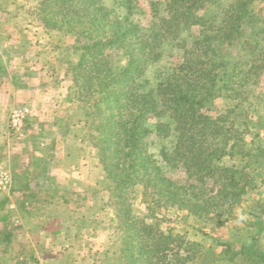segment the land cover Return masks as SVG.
<instances>
[{"label": "trees", "instance_id": "trees-1", "mask_svg": "<svg viewBox=\"0 0 264 264\" xmlns=\"http://www.w3.org/2000/svg\"><path fill=\"white\" fill-rule=\"evenodd\" d=\"M35 1L29 23L73 35L79 53L64 102L86 124L82 140L107 182L117 264H202L201 244L162 231L156 216L175 209L202 225L233 220L250 183L244 168L264 163V0H148V9L143 0ZM238 159L245 164L229 163ZM48 163L25 188L64 189ZM256 216L259 231L238 248L218 244L213 262L264 263ZM53 222L47 228L60 233ZM18 236L4 224L0 253L31 251Z\"/></svg>", "mask_w": 264, "mask_h": 264}, {"label": "rangeland", "instance_id": "rangeland-1", "mask_svg": "<svg viewBox=\"0 0 264 264\" xmlns=\"http://www.w3.org/2000/svg\"><path fill=\"white\" fill-rule=\"evenodd\" d=\"M147 1L143 0V7L146 9L149 7ZM35 3V0H0V21L16 23L17 27L11 31L12 35L36 42L33 48L27 47L31 58L33 53L38 56L29 61L28 65L32 71H40L45 82L49 83L40 85L36 82L34 86L37 89L31 95H16L8 110L5 129L8 142L6 147L0 145L3 152L0 171L8 172L10 183L6 189L0 190V228L4 224L10 227L21 238L19 241H29L33 237L38 241L43 240L44 243L34 254L29 251L25 255L13 257L10 253H0V264H38L35 256L42 254L48 257L57 254V264H64L65 261L68 264H117L111 247L112 238L106 229V222L113 216L114 211L112 207L103 206V201L108 198V190L105 188L107 182L104 175L98 172L92 149L82 140L86 136V124L83 121L79 123L76 109L71 111L64 102L67 90L72 85L65 75L66 69L79 58L78 51L70 47L74 37L57 31L49 34L35 20L29 23L26 11L35 6ZM113 6L115 9L118 7L114 3ZM13 12L17 15L14 16ZM164 64L165 60L162 61V65ZM262 89L264 79L257 90ZM60 100L63 105L58 107ZM16 108L27 109L22 130L19 132L12 130L10 126L11 112ZM69 114L72 115L71 122L76 123L75 125L70 124ZM53 140L54 155L51 153L52 158L47 157L50 159L48 175L64 187L54 196L52 190L46 189L38 193L37 190L25 188L28 180L33 178V173H29L27 168L37 169L43 161L29 155L33 143L37 142L40 145L37 149L42 152L52 147ZM170 141L172 137L169 138L168 142ZM258 142L264 146V142ZM263 157L259 159L264 160ZM244 161L230 160L229 163L242 166ZM261 165L255 163L244 168L250 183L235 219L214 227L199 224L188 219L184 212L170 209L156 216L160 220L161 230H171L186 240L199 242L203 252L208 254L202 264H235L223 263L221 260L213 262V258H217L220 249L218 244L232 242L238 248L241 238L248 236L249 239L253 235L251 231H259L253 224H258L256 214L259 212L264 218V211L260 210L263 207L259 205V200L264 196V167ZM134 202L139 204L140 198ZM53 217L58 219L56 225L59 224L65 233H57L49 244L42 238L41 229L51 224ZM28 230L33 233L28 235ZM256 243L264 248V228L258 234ZM51 244H56V248H51ZM66 250L70 252L69 257ZM42 264L47 262L42 261Z\"/></svg>", "mask_w": 264, "mask_h": 264}, {"label": "crops", "instance_id": "crops-1", "mask_svg": "<svg viewBox=\"0 0 264 264\" xmlns=\"http://www.w3.org/2000/svg\"><path fill=\"white\" fill-rule=\"evenodd\" d=\"M17 24L8 22V21H0V145L1 147H6L7 135H5V129L7 127V113L12 105L13 101L16 98V95L24 94L31 95L34 93L35 84L38 82L40 85L41 83L46 85L49 84L45 82L42 75H40V71L36 72L35 70L32 71V68H30L29 61L34 60V58L38 57L35 53H33V57L28 55L27 47L33 48L36 42H32L29 39L23 37V36H15L12 35V30H16ZM8 30V31H4ZM38 50V49H37ZM39 54V53H38ZM35 56V57H34ZM31 59V60H30ZM26 64V65H25ZM39 70L40 68H34ZM38 84V85H39ZM61 100L58 104V107L61 106ZM63 105V104H62ZM39 139V138H36ZM52 147L50 149H45L42 152L38 150L37 148L40 147L39 144L33 143V146L30 150L29 155H33V157L39 158L40 160H43L41 163V166L37 169L32 170L30 167H28L29 173H36L40 171L43 166L46 164V162L50 159L47 157H51L54 155L52 152L55 149L54 140L51 142ZM39 146V147H38ZM0 147V158L3 156L2 148ZM52 153V156H51ZM1 162V159H0ZM55 220V218H52V221ZM33 222V221H32ZM43 227L41 232L43 233L41 236L47 243L53 240L55 236L58 234L53 232L51 229ZM32 231V230H31ZM40 232V233H41ZM64 234L65 232L60 231ZM28 235L29 232L28 230ZM59 234V235H60ZM29 247L31 251L36 252L38 247L40 248L43 240L38 241L37 239L30 237L29 239ZM50 244V242H49ZM51 248L55 249L56 244H51ZM49 245H47L48 247ZM34 249V250H33ZM47 249V248H46ZM52 249V250H53ZM44 250V249H41ZM48 251V250H46ZM54 253V252H53ZM43 255V254H42ZM37 255L36 263L39 264V262L42 264V261H46L47 264H57V254H52L51 257L48 255ZM60 262V261H59ZM59 264V263H58Z\"/></svg>", "mask_w": 264, "mask_h": 264}, {"label": "built area", "instance_id": "built-area-1", "mask_svg": "<svg viewBox=\"0 0 264 264\" xmlns=\"http://www.w3.org/2000/svg\"><path fill=\"white\" fill-rule=\"evenodd\" d=\"M27 109L16 108L11 112L10 126L12 130L21 131ZM10 183V175L7 171H0V190L6 189Z\"/></svg>", "mask_w": 264, "mask_h": 264}]
</instances>
